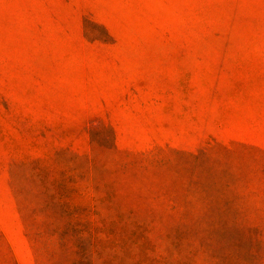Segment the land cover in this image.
Here are the masks:
<instances>
[{
  "label": "rangeland",
  "instance_id": "374dc122",
  "mask_svg": "<svg viewBox=\"0 0 264 264\" xmlns=\"http://www.w3.org/2000/svg\"><path fill=\"white\" fill-rule=\"evenodd\" d=\"M0 264H264V0H0Z\"/></svg>",
  "mask_w": 264,
  "mask_h": 264
}]
</instances>
